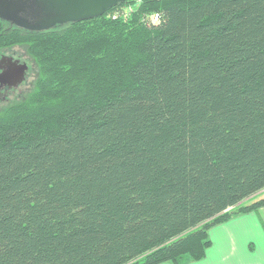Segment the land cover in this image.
<instances>
[{
    "label": "trees",
    "instance_id": "1",
    "mask_svg": "<svg viewBox=\"0 0 264 264\" xmlns=\"http://www.w3.org/2000/svg\"><path fill=\"white\" fill-rule=\"evenodd\" d=\"M31 33L41 76L0 113V264H184L264 207V0H130ZM160 13L158 23L147 18Z\"/></svg>",
    "mask_w": 264,
    "mask_h": 264
},
{
    "label": "water",
    "instance_id": "2",
    "mask_svg": "<svg viewBox=\"0 0 264 264\" xmlns=\"http://www.w3.org/2000/svg\"><path fill=\"white\" fill-rule=\"evenodd\" d=\"M130 0H0V20L31 33L105 15ZM28 64L3 56L0 59V85L16 88L24 82Z\"/></svg>",
    "mask_w": 264,
    "mask_h": 264
},
{
    "label": "crops",
    "instance_id": "3",
    "mask_svg": "<svg viewBox=\"0 0 264 264\" xmlns=\"http://www.w3.org/2000/svg\"><path fill=\"white\" fill-rule=\"evenodd\" d=\"M209 236L205 256L184 264H264V207L214 225Z\"/></svg>",
    "mask_w": 264,
    "mask_h": 264
},
{
    "label": "rangeland",
    "instance_id": "4",
    "mask_svg": "<svg viewBox=\"0 0 264 264\" xmlns=\"http://www.w3.org/2000/svg\"><path fill=\"white\" fill-rule=\"evenodd\" d=\"M128 5H138L137 3H124L114 9L111 13L127 12ZM3 56H11L13 59L25 62L28 64L26 79L16 88H8L5 86L0 90V113L4 112L10 106L27 100L30 95L36 90L37 81L41 76V68L36 59L30 54L29 46L26 43L16 45L9 48H0V59ZM264 196V191H261L245 201L249 204Z\"/></svg>",
    "mask_w": 264,
    "mask_h": 264
},
{
    "label": "built area",
    "instance_id": "5",
    "mask_svg": "<svg viewBox=\"0 0 264 264\" xmlns=\"http://www.w3.org/2000/svg\"><path fill=\"white\" fill-rule=\"evenodd\" d=\"M128 11L127 12H115V13H110V15L113 17V18H118V17H123V18H129L131 17L133 11L137 8V5H128ZM161 19V15L160 13H153L151 14L148 18H147V21L149 23H158Z\"/></svg>",
    "mask_w": 264,
    "mask_h": 264
},
{
    "label": "flooded vegetation",
    "instance_id": "6",
    "mask_svg": "<svg viewBox=\"0 0 264 264\" xmlns=\"http://www.w3.org/2000/svg\"><path fill=\"white\" fill-rule=\"evenodd\" d=\"M3 88H5V86H1V85H0V90H2ZM8 88H9V87H8Z\"/></svg>",
    "mask_w": 264,
    "mask_h": 264
}]
</instances>
